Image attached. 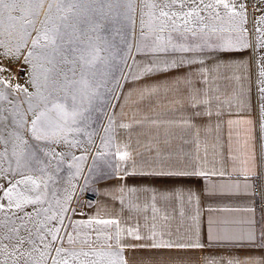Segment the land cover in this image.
<instances>
[{
  "label": "snow or ice",
  "instance_id": "snow-or-ice-1",
  "mask_svg": "<svg viewBox=\"0 0 264 264\" xmlns=\"http://www.w3.org/2000/svg\"><path fill=\"white\" fill-rule=\"evenodd\" d=\"M138 2L141 41L148 40L149 43L138 45L137 52L147 51L155 58L134 61L126 80L129 77L168 76L172 71H182L185 64L197 63L193 59L168 56L170 52L193 53L200 48V45L172 43L173 32L185 39L187 34L199 35L206 41L210 34L208 29L211 33L226 31L229 38L223 44L215 45L221 52L241 50L236 48L237 44L245 49L250 46L264 49V28L253 27L260 34L258 45L245 42V34L249 32L245 27L248 12L241 0ZM146 8L148 12H145ZM136 11L137 0H0V74L9 71L7 64L10 62H21L28 67L27 86L13 85L10 79L0 75V264H143L135 256H126L125 251L182 253L204 250L206 245L197 241L155 242V231L150 230L149 235L142 237L139 228L120 229L116 219L72 221L67 216L72 197L66 195L61 199V189L57 187L58 173L66 155L71 156L72 161L85 160L84 155H71L70 148L78 147L79 141L70 138L89 127L92 113L98 110L95 102L101 98V89L115 92V88H107L111 45L100 33L107 24L121 18L134 23ZM145 15L151 18L147 34L143 30ZM260 22H264V16ZM160 54H164L163 58ZM133 69L140 76L133 75ZM260 76L264 77V69ZM115 83L119 86V81ZM174 83L187 86L192 108L208 103L197 100L203 90L196 87L195 79L185 75L183 81L174 78ZM260 83L264 81H257L258 91L264 93ZM168 86L165 81L146 91ZM260 108L264 118V105ZM203 114L211 115L210 112L193 113ZM114 123V116H110L105 132ZM151 123L157 127L166 126L162 141L159 131L146 141L147 150L155 151L157 157L167 152L158 146L161 142L167 145L174 138L184 139L194 127L190 119L184 118L179 121L152 120ZM260 126L264 128V123ZM120 127L130 128L131 125L121 124ZM53 143L68 145L69 151L55 152L50 148ZM103 146L107 147V142ZM122 147L123 150L117 147L115 155L127 161L131 158L129 146L124 144ZM106 154L97 152L90 171L96 168L95 160ZM167 155H175L179 160L181 153L167 152ZM73 167L76 169L74 175H80L79 163H70L69 168ZM174 174L207 175L198 171ZM119 191L123 193L124 189ZM66 219H69L68 224H65ZM93 225L100 227L93 228ZM109 225L115 227L114 232L106 230ZM84 226L90 230L82 232ZM122 231L137 241L150 242L126 244L121 240ZM208 240L236 247L264 248V227L258 231L250 228L240 234L228 231L215 236L210 234ZM158 264H183V259ZM194 264H264V257L254 260L206 256L203 260L195 258Z\"/></svg>",
  "mask_w": 264,
  "mask_h": 264
},
{
  "label": "crops",
  "instance_id": "crops-1",
  "mask_svg": "<svg viewBox=\"0 0 264 264\" xmlns=\"http://www.w3.org/2000/svg\"><path fill=\"white\" fill-rule=\"evenodd\" d=\"M241 2L245 3L248 12L245 27L249 32L245 34V42L258 45L260 34L253 27L264 28V22L258 23L264 16V0ZM148 11L146 8L145 12ZM150 19L147 15L143 17L145 34L149 32ZM215 26L220 28L219 24ZM120 31L122 45L126 47L123 61L127 67L117 96L107 107L104 128L109 127L110 116H114L115 123L106 132L107 138L103 136L100 142V145L107 142L111 169L107 175L88 183L85 191L94 194V201L81 209L73 206L68 218L72 221L116 219L120 229L139 228L142 237L149 235L150 230L155 231V242L186 240L206 245L203 251L197 252L125 251L126 256H135L143 264H158L171 259L179 262L181 258L183 264H194L195 258L203 260L206 256L254 260L264 257V248L258 246L236 247L208 240L210 234L215 236L225 231L240 234L250 228L258 231L264 227V128L260 126L264 123L260 108L264 105V93L258 91L257 84V81H264L260 76L264 69V49L258 46L245 49L237 44L236 48L241 50L221 52L215 45L223 44L229 38L226 31L211 33L208 29L210 34L206 41L199 35L187 34L185 39L173 32L172 43L200 45V48L193 53L170 52L168 56L193 59L197 63L185 64L182 71H172L168 76L129 77L126 80L134 61L155 58L147 51L137 52L138 45L149 43L148 40L141 41L138 0L134 23L121 18L107 24L100 35L114 48L116 32ZM163 55L160 54L161 58ZM200 60L204 63H198ZM133 75L140 76V73L133 69ZM185 75L195 79L196 87L203 90L197 100L208 103L198 104L196 108L190 106L187 86L174 83V78L183 81ZM165 81L168 87L146 91L163 85ZM259 87H264V83ZM194 112H210L211 115H193ZM182 118L190 119L194 125L190 134L184 139L174 138L167 145L162 142L158 145L167 152L181 153L179 160L175 155L168 156L167 152L157 157L155 151L147 150L146 141L157 131L161 133V141L164 139L166 126H154L152 120L179 121ZM121 124L131 127L122 128ZM96 143L99 145V139ZM124 144L129 146L131 153L127 161L115 155L117 147L123 150ZM181 171H198L207 175L174 174ZM256 184L260 188L258 198L251 191ZM121 188L123 193L119 191ZM152 225H155L154 229ZM89 230L87 226L81 229L82 232ZM106 230L114 232L115 227L109 225ZM121 240L126 244L150 242L137 241L126 231L121 232Z\"/></svg>",
  "mask_w": 264,
  "mask_h": 264
},
{
  "label": "rangeland",
  "instance_id": "rangeland-1",
  "mask_svg": "<svg viewBox=\"0 0 264 264\" xmlns=\"http://www.w3.org/2000/svg\"><path fill=\"white\" fill-rule=\"evenodd\" d=\"M122 43V32H116L115 46L114 48H111V51L114 52V61L110 62L108 67L109 77L107 84V88H115V92H108L105 89H101V98L95 102V108L98 110L92 113V122L89 127L85 129V132L77 133L74 137L70 138L79 141L78 147L70 148L71 155L77 157L84 155L85 160L72 161L71 156L66 155L64 163L61 166V171L58 173L57 187L61 189V199L66 195H71L72 197L70 210L73 209V204L79 194L86 190L88 183L95 178L107 175L111 169L108 145L107 147H104V144L100 145V142L103 136L104 139L107 138V133L104 128V121L106 120V113L108 110L107 107H109L113 99L116 98L127 67V63L123 61L126 58V47H124ZM7 67L9 68V71L0 75L10 79L13 85L19 83L27 86L25 84L28 79L27 65H23L21 62H10L7 64ZM115 81H119V86H116ZM29 91H32V89L29 88ZM98 139L99 145L96 143ZM50 148L58 153H67L69 151L68 145L53 143L50 145ZM97 152H105L107 154L102 159L95 160L96 168L90 171V169L93 168V158L96 156ZM70 163H79L81 168L80 175H74L76 169L74 167L69 168ZM85 177H88V179L86 180ZM64 189H66V191H64Z\"/></svg>",
  "mask_w": 264,
  "mask_h": 264
},
{
  "label": "built area",
  "instance_id": "built-area-1",
  "mask_svg": "<svg viewBox=\"0 0 264 264\" xmlns=\"http://www.w3.org/2000/svg\"><path fill=\"white\" fill-rule=\"evenodd\" d=\"M251 191H252V195L255 198H258L260 196V188L257 184L252 187ZM93 201H94V194L89 191H83L76 198L73 206L76 209H81L91 204Z\"/></svg>",
  "mask_w": 264,
  "mask_h": 264
}]
</instances>
